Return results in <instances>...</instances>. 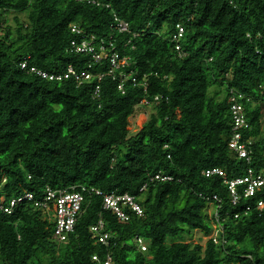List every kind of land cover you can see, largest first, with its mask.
Segmentation results:
<instances>
[{
	"label": "trees",
	"instance_id": "trees-1",
	"mask_svg": "<svg viewBox=\"0 0 264 264\" xmlns=\"http://www.w3.org/2000/svg\"><path fill=\"white\" fill-rule=\"evenodd\" d=\"M10 12L26 21L15 16L13 28ZM115 16L130 34L118 33ZM72 23L115 36L138 84L128 81L121 92L108 62L94 64V78L82 85L21 69L25 60L49 73L88 68L89 56L66 51ZM177 25L185 29L184 58L172 40ZM0 34V195L40 199L47 187L87 186L129 194L143 210L121 221L100 197L87 196L59 244L52 211L23 201L12 215L0 213V264H103L108 254L113 264H264V210L257 208L264 187L246 197V185H238L234 204L226 182L248 169L264 174V0H0ZM232 92L243 97L252 126L251 163L228 149ZM156 95L165 100L131 135L138 102ZM216 168L226 176L205 174ZM158 174L172 180H155ZM100 218L112 234L108 247L90 231ZM217 225L224 232L215 243ZM196 231L208 237L205 245L188 242Z\"/></svg>",
	"mask_w": 264,
	"mask_h": 264
},
{
	"label": "built area",
	"instance_id": "built-area-1",
	"mask_svg": "<svg viewBox=\"0 0 264 264\" xmlns=\"http://www.w3.org/2000/svg\"><path fill=\"white\" fill-rule=\"evenodd\" d=\"M116 29L119 34H130V26L128 22L114 17ZM70 30L74 34V38L70 41L66 51L71 54H79L89 56L91 62L88 63V68L82 72H78L73 65H68L67 69L63 73H49L45 70L37 68L36 66H30L28 61L20 63L22 70H26L30 73L36 74L40 78L52 81L62 82L65 80L74 79L78 85H82L85 81L94 78L90 69L94 64H102L108 62L109 73L113 75V78H120L118 89L124 92L125 85L128 81H131L134 85L138 84V77L135 72L127 71L130 66V58L126 55H122L118 45L116 43V37L111 36L108 39L99 38L97 35L87 33L78 23H72ZM185 34V29L181 25H177L176 32L172 36V40L176 43V51L180 58H184L185 52L182 48V40ZM130 42L124 41L121 47H128ZM99 80L102 79L103 74L96 76ZM145 91H147L148 84H143ZM100 88L97 87L93 96L99 97ZM165 100L164 95H156L153 99L143 98L141 99L136 109L152 108L154 105ZM249 101V99L247 100ZM243 97L241 95L236 96L231 94L229 98L230 113L232 116L231 123V136L228 141V149L230 154L239 160H246L248 163L252 161V145L253 139L247 136V133L251 131V124L247 117L246 108L243 105ZM207 176L219 175L226 176V173L222 169H212L205 172ZM158 181H170L172 178L168 175L158 174L154 177ZM153 180V178H152ZM6 180L3 181V184ZM226 182L229 184V190L233 196V203L239 202V196L237 194V186L246 185L245 196H253L257 189L264 187V174H254L252 169H248L247 175L243 178ZM2 185L0 184V190ZM98 196L103 201V209L109 210L115 214L121 221H129L130 215L128 211L142 215V207L137 203L135 197L129 194H106L102 190L95 187L87 186H73L70 189L55 190L47 187L42 198L37 199L33 193L26 192L20 197L6 198L0 195V213L6 215H12L15 208L24 202H31L36 209L45 210L47 212L52 211V217L55 222V229L53 238L59 244H64L68 240L69 234L73 233L77 219L85 211V201L87 196ZM217 196H213L212 202L217 201ZM257 208L264 210V199H261ZM215 230L212 234L214 242H218V238L223 234V226H214ZM90 231L96 243L108 247L112 238V234L107 230L106 222L100 218L96 224L91 226ZM137 244L142 251L147 250V245L142 239H137ZM93 259L97 260L94 256ZM103 264H113V259L110 254L106 256Z\"/></svg>",
	"mask_w": 264,
	"mask_h": 264
},
{
	"label": "rangeland",
	"instance_id": "rangeland-1",
	"mask_svg": "<svg viewBox=\"0 0 264 264\" xmlns=\"http://www.w3.org/2000/svg\"><path fill=\"white\" fill-rule=\"evenodd\" d=\"M18 16L22 21H26V16L24 14H16L14 12H10L5 16L6 22L12 26L13 28H16L15 22H14V17ZM2 34H0V38ZM219 89L216 87H213L211 89L212 92L218 91ZM221 98L223 97V94L220 96ZM152 111L150 108H145V109H137L135 115H133L129 119V130L131 135L136 134L139 130L142 129L143 125L148 121L149 114ZM213 207L210 206L208 212L211 214L213 212ZM208 237H205L204 234L200 231H196L193 234L192 238H187L188 242H191L193 244L200 243L202 245H205Z\"/></svg>",
	"mask_w": 264,
	"mask_h": 264
}]
</instances>
